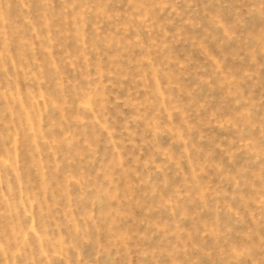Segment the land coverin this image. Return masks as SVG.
I'll use <instances>...</instances> for the list:
<instances>
[{
	"label": "clouds",
	"instance_id": "clouds-1",
	"mask_svg": "<svg viewBox=\"0 0 264 264\" xmlns=\"http://www.w3.org/2000/svg\"><path fill=\"white\" fill-rule=\"evenodd\" d=\"M17 3L14 17L0 0V264H264V0H231L230 21L225 0L194 10L202 20L178 0ZM180 41L203 57L187 91L175 74L190 58L166 55ZM213 81L234 111L195 99ZM209 128L223 135L204 148ZM210 203L235 238L218 219L198 224Z\"/></svg>",
	"mask_w": 264,
	"mask_h": 264
},
{
	"label": "rangeland",
	"instance_id": "rangeland-1",
	"mask_svg": "<svg viewBox=\"0 0 264 264\" xmlns=\"http://www.w3.org/2000/svg\"><path fill=\"white\" fill-rule=\"evenodd\" d=\"M191 2V7H189V3ZM225 3L227 4V7L224 8V19L226 21L231 20V0H225ZM12 16H17L20 14V10L18 7L17 0H12ZM209 5V0H178L177 7L184 11L185 14L187 15L188 13H193L194 18L196 19H203L197 12L194 10L203 8L205 6ZM213 6H214V0H213ZM161 21H165L166 19H169L167 17V14L165 16H162ZM256 24V19L255 17H248L244 29L242 31H247L252 29ZM175 27L173 26L172 28H169V31H174ZM185 33L189 39L191 38H196L199 39L201 36H203V31L202 29H197V30H192V29H185ZM208 44V48L211 52L214 54L219 55L220 52L217 50V45L220 43L219 38L216 40H213L211 37L206 41ZM229 46H224L222 51L228 52ZM166 55H170L172 57H177L179 59H185V58H190L191 63H192V68L183 73V74H175L177 83L179 84L180 88L182 90H191L194 86L198 85V76L203 75V73L199 72V68L203 64V57L201 56L200 52L198 50L193 49L190 44L186 41H180L179 43L176 44H170L169 48L166 51ZM231 64L232 62L229 61ZM233 66H238V65H233ZM174 71V69H173ZM258 91L255 93L256 96L258 97H264V76L261 77V80L259 81L257 85ZM226 93V88L217 83L216 81H213V84L211 87L208 86H200L198 88L197 93H195V99L197 101L200 100H207L210 107L212 108H220L224 113H230L234 111V106L231 101H225L224 96ZM178 99L180 100H186L187 98L184 96H178ZM112 117L119 121L121 117L119 114L115 111L112 112ZM206 133V140L205 142L201 145L204 148L211 147L213 143H215L223 133L218 132L216 129H204ZM157 144L161 145L162 147H167L170 142L171 138L164 134L159 137H157L156 141ZM99 143V141H98ZM173 149L175 151L180 150L179 145H172ZM147 154V153H146ZM242 157L238 156L236 157V162L239 163L241 161ZM172 176L173 173H169V179L172 181ZM154 180L156 183H160L161 178L159 176L154 177ZM175 182V181H172ZM223 190L231 192V187L230 185H224ZM227 199L226 197L222 198L221 204H223V201ZM233 207H236L238 204V201H233ZM107 207L106 202H102L98 204L97 208L98 211H103ZM147 207V205H146ZM189 211H193L192 208H189ZM137 216L145 219L147 221H157L159 223H164V222H171L172 217H170L167 212L162 211V210H155L152 211L148 216H144L143 210H138L137 211ZM216 219L219 220V223L221 225H230L233 227V238H235V233L239 232L242 230V228L238 225L233 224L232 218L227 215L224 211L223 208L221 207V210L217 216V213L213 210V206L210 203L208 209H204L200 211V215L197 217V222L198 224L201 222H206V223H213ZM185 226H189L186 224ZM141 230H143V226H141ZM89 238L90 240H94L95 238V231L94 229L91 228L90 226V231H89ZM208 244H211V241H208ZM83 250L86 255H92L94 252V244H88L83 246Z\"/></svg>",
	"mask_w": 264,
	"mask_h": 264
}]
</instances>
